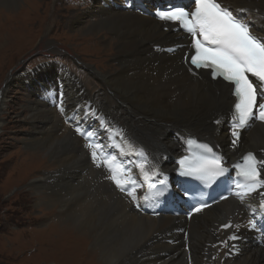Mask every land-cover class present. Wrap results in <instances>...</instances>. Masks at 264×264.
Listing matches in <instances>:
<instances>
[{"label":"bare ground","instance_id":"6f19581e","mask_svg":"<svg viewBox=\"0 0 264 264\" xmlns=\"http://www.w3.org/2000/svg\"><path fill=\"white\" fill-rule=\"evenodd\" d=\"M18 1L0 0V6L15 7ZM220 1L236 12L243 11L254 34L264 38V0ZM162 2L99 0L92 11L70 17L69 26L79 36L93 39L104 32L116 37L118 70L104 74L87 69L106 90V97L99 105L90 89L62 67H57L56 91H53L58 98L60 84L64 85L62 110L51 99H45L37 86L31 87L37 100L27 107L32 131L23 145L37 153V157L43 153L58 165L54 172L32 180V189L39 200L37 207L61 211L64 217L60 221L66 226L73 224L76 232L100 251L95 253L105 264H264V241L258 228L253 227L251 217L252 204L256 202L253 195H237L236 199L214 206L191 221L182 216L141 215L105 180L103 170L92 165L86 144L59 117L63 114L67 119L80 105L90 104L88 114L81 111L73 115L70 123L88 115L94 120L87 122L92 128L101 129V136L111 142V149L115 151L116 145L119 146V154L147 170L161 165L165 171L170 170L173 156L180 153L182 140L188 135L215 142L228 159L234 160L247 151H258L264 157V125L259 123L251 122L240 134L235 151L229 148L232 139L225 120L234 102L232 88L220 81L212 82L206 72H200L197 77L191 75L183 63L189 45L187 37L176 26L160 23L149 13ZM87 18L95 20L87 23ZM48 68L49 74H54L50 66L37 69L32 75L26 72L21 77L36 76L33 82H47L48 89H52L54 83L39 76L45 75ZM11 87L9 81L0 94V111L8 108ZM43 90L51 92L46 87ZM2 124L0 119V131ZM136 166L132 174L141 181L143 170ZM59 175L53 190L50 183ZM56 204H60V209ZM97 219L101 221L99 224ZM230 222L243 224L238 242L241 250L232 245L230 248L236 253L224 260L226 252L219 242L232 230L222 232L219 228Z\"/></svg>","mask_w":264,"mask_h":264},{"label":"rangeland","instance_id":"374dc122","mask_svg":"<svg viewBox=\"0 0 264 264\" xmlns=\"http://www.w3.org/2000/svg\"><path fill=\"white\" fill-rule=\"evenodd\" d=\"M98 4L99 0H19L15 7L0 6V94L6 83H12L8 108L0 111V264H105L95 253L100 251L77 233L73 224L66 226L60 221L64 217L61 211L37 207L32 180L54 172L58 165L23 145L32 131L27 107L37 100L31 87L37 86L45 99L57 104L53 94L57 67H65L81 80L98 105L106 97L100 80L87 69L104 74L118 70L116 37L102 32L87 39L69 26L70 17L92 11ZM85 20L92 23L95 19ZM50 66L54 74H49L48 68L47 77L39 76L52 81V89L47 82H33L36 76L21 77ZM62 115L59 117L66 118ZM59 177L50 183L53 190ZM56 205L60 209V204ZM100 222L97 219V224Z\"/></svg>","mask_w":264,"mask_h":264},{"label":"snow or ice","instance_id":"6c2138e0","mask_svg":"<svg viewBox=\"0 0 264 264\" xmlns=\"http://www.w3.org/2000/svg\"><path fill=\"white\" fill-rule=\"evenodd\" d=\"M157 17L161 21L178 23L191 35L195 50L190 58L191 65L196 69H208L213 79H222L233 86L232 92L236 97L230 129L233 145L239 138V129L250 126V121L264 122V102H257L258 94L264 98V38L254 35L247 23L222 7L218 0H193V9L177 7L160 10ZM250 76L255 79H250ZM76 131L80 132V128L77 127ZM81 134L91 136V131L85 130ZM91 156L97 167H100L98 153L93 151ZM104 163L117 187L126 191L123 187L126 181L118 178L122 169L114 167L111 160ZM258 163L262 165L260 169L257 167ZM261 171H264V162H258L249 153L240 168L242 179L235 181V187L243 189L242 195L253 193L258 187L264 188ZM223 172L221 160L204 157L191 166L186 175L209 181ZM135 190V187L127 190V194L134 199ZM143 199L148 201L147 196ZM206 206V203L200 204L193 211L200 212ZM253 227H256L254 223ZM231 239L235 240L237 237L233 235Z\"/></svg>","mask_w":264,"mask_h":264}]
</instances>
